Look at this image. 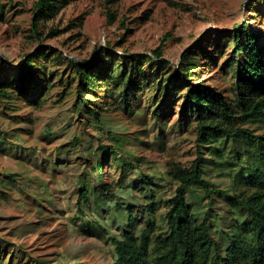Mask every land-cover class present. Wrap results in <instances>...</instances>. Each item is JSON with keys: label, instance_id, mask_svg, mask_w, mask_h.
Listing matches in <instances>:
<instances>
[{"label": "rangeland", "instance_id": "obj_1", "mask_svg": "<svg viewBox=\"0 0 264 264\" xmlns=\"http://www.w3.org/2000/svg\"><path fill=\"white\" fill-rule=\"evenodd\" d=\"M36 1L0 0L4 5L0 14V58L6 69L13 71L26 60L25 55L42 51L45 56L36 60V67L46 73L47 85L44 92L36 86L26 90L11 72L13 87L22 99H32V93L41 92L46 100L39 109L25 100L17 101L16 114L21 117L16 120L12 119L13 112L0 108V132H5L4 140L10 147L3 150L1 146L5 144H0V172L19 174L18 185L9 188L8 201L0 202V237L9 243H0V264H34L32 259L73 264L77 258L109 264L112 248L103 230L80 234V227L70 224L76 210L81 162L89 165L102 155L99 144L110 143L107 129L131 133L128 138L146 141V146L135 142L127 146L148 164L142 163L138 170L121 176L122 185L133 191L122 196L120 208L113 209L108 203L110 194L101 193L97 198L99 207L91 198L92 212L88 211V215L92 213L107 232L120 235L128 221V207L135 203L140 210L148 201L139 192L143 186L136 177L143 173L158 184V207L150 219L156 227H163L167 200L175 190L166 172L172 162L186 165L195 158L194 122L191 115L182 112L184 93L178 92L179 88L170 94L161 90L159 102L167 106L160 112L161 122L152 117V96L157 93L159 81L158 66L149 61L142 64L144 73L139 77L144 86L133 87L138 100L133 105L144 110L145 116H132L118 123L107 121L99 130L81 103L80 111L73 108L76 80L69 60L89 62L101 54L103 59L113 55L121 73L130 68L125 57L135 53L150 55L164 41L163 57L169 65L158 70L161 77L179 63L186 50L194 47L192 54L203 64L200 80L225 89L227 83L222 79L231 77L226 60L232 53V35L237 26L263 32L259 40L264 42V0H68L54 18L40 23L39 34L31 27ZM109 12L115 17L113 23H109ZM53 29L59 30L57 36L51 33ZM84 98L95 100L91 95ZM180 119L187 123L182 130L177 126ZM110 161L108 157V162H103L104 174L117 179L119 171ZM33 178L57 193L53 200L58 211L50 210L49 202L34 194L28 182ZM213 181L225 180L216 176ZM3 188L0 185V190ZM134 215L139 225L145 223L141 212L137 210Z\"/></svg>", "mask_w": 264, "mask_h": 264}, {"label": "trees", "instance_id": "obj_2", "mask_svg": "<svg viewBox=\"0 0 264 264\" xmlns=\"http://www.w3.org/2000/svg\"><path fill=\"white\" fill-rule=\"evenodd\" d=\"M64 1L68 0H37L32 9V30L38 33L40 23L54 18ZM3 8L0 4V14ZM108 20L109 23L115 20L111 12ZM237 27L232 35V53L226 60L231 77L222 79L227 83L225 89L200 80L203 64L192 54L194 47L181 55L168 75L161 77L158 70L169 65L163 57L164 41L150 55L135 53L125 57L130 68L121 73L113 55L103 59L101 54L89 62L69 60L76 80L73 108L80 111L81 103L99 130L107 121L118 123L132 116H145L144 110L133 105L138 103L133 87L144 86L139 77L144 73L142 64L149 61L158 66L159 81L155 86L157 93L152 96V117L161 122L160 112L167 106L159 102L161 90L170 94L179 88L178 92L184 93L182 112L191 115L194 122L195 158L186 165L172 162L166 172L175 190L167 200L163 227H156L150 219L158 207L155 200L158 184L143 173L136 177L143 186L139 192L148 201L140 210L135 203L128 207V221L120 235L107 232L92 213L88 215L91 198L95 199L93 205L99 207L97 198L101 193L110 194L108 203L113 209L120 208L122 196L133 191L132 187L122 185L121 176L138 170L142 163L148 164L147 159L134 156L127 146L134 142L146 146V141L128 138L131 133L107 129L110 143L99 144L102 155L92 164L81 162L76 210L70 224L79 226L80 234L103 230L112 248L109 264H264V42L259 40L263 32L246 25ZM51 33L57 36L59 30L53 29ZM44 56L42 51L25 55L26 60L13 71L6 69L0 58V108L13 112V120L21 117L16 114L17 101L25 100L36 109L45 103L41 92L47 88L46 73L36 67V60ZM11 72H15L26 90L36 86L41 92L32 93V99L27 96L22 99L13 87ZM86 95L95 100L88 101ZM177 126L182 130L187 123L180 119ZM4 135L5 132H0V144H5L1 146L3 150H9ZM108 157L111 166L119 171L117 179L110 177V173L104 174L103 162H108ZM216 176L223 177L224 183L213 181ZM18 177V173L0 172V185L4 187L0 190V202L8 201L9 188L18 185ZM28 182L39 200L45 198L50 210L58 211L53 200L56 192L36 178ZM133 201L136 202L135 198ZM137 210L143 216V225H139L140 220L134 215ZM0 243L9 245L3 237ZM32 260L34 264H50ZM77 260L73 264H93Z\"/></svg>", "mask_w": 264, "mask_h": 264}]
</instances>
